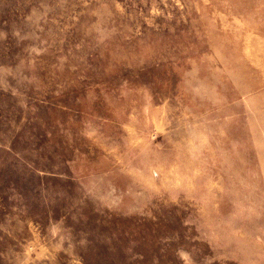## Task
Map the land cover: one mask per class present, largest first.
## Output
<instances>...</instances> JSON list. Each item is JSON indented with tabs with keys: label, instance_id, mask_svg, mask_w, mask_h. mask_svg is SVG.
Masks as SVG:
<instances>
[{
	"label": "rangeland",
	"instance_id": "rangeland-1",
	"mask_svg": "<svg viewBox=\"0 0 264 264\" xmlns=\"http://www.w3.org/2000/svg\"><path fill=\"white\" fill-rule=\"evenodd\" d=\"M0 264H264V0H0Z\"/></svg>",
	"mask_w": 264,
	"mask_h": 264
}]
</instances>
